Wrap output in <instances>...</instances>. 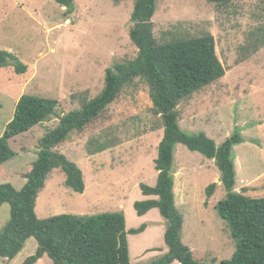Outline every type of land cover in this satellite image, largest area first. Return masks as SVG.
<instances>
[{
    "label": "rangeland",
    "instance_id": "rangeland-1",
    "mask_svg": "<svg viewBox=\"0 0 264 264\" xmlns=\"http://www.w3.org/2000/svg\"><path fill=\"white\" fill-rule=\"evenodd\" d=\"M74 1L70 14L55 0H0V49L27 66L22 75L12 66L0 69V138L23 95L59 101L56 116L11 140L17 156L0 167V185L8 180L21 190L41 138L58 126L63 114L101 93L108 68L138 56L130 38L135 0ZM152 25L158 44L215 37L225 76L180 102L179 124L191 135L206 133L218 146L238 129L243 142L232 154L235 190L243 193L246 188L247 196L264 198V0L224 6L209 0H157ZM163 136L164 122L155 111L150 87L137 78L99 118L54 149L82 169L86 191L74 192L65 185L64 173L54 170L38 197V217L122 212L128 231L148 227L128 235L131 264H149L166 254V220L158 209L145 219L134 207L148 200L140 184H157L155 160ZM172 174L176 207L184 218L183 243L206 264L231 259L237 248L216 210L227 192L215 160L177 144ZM214 183L216 190L208 198L206 189ZM9 220L10 205L5 204L0 207V233ZM37 249V240L31 238L15 259L0 258V264H22ZM37 264L53 262L45 256Z\"/></svg>",
    "mask_w": 264,
    "mask_h": 264
},
{
    "label": "trees",
    "instance_id": "trees-1",
    "mask_svg": "<svg viewBox=\"0 0 264 264\" xmlns=\"http://www.w3.org/2000/svg\"><path fill=\"white\" fill-rule=\"evenodd\" d=\"M126 1V0H123ZM218 6L237 0H209ZM71 14L74 0H55ZM157 0H135L131 20L134 23L130 38L138 49V56L129 63L115 64L106 70L105 86L93 100L80 109L63 114L56 128L40 140V151L26 174L21 190L11 183L0 185V207L10 205V220L0 233V258L15 259L30 238L38 243L36 253L22 264H37L47 255L53 264H131L129 234L138 235L147 229L127 230L122 212L95 215L60 214L40 219L37 200L47 178L56 169L65 175V185L76 193L86 191L82 169L55 148L68 141L76 131H83L95 121L121 94L124 87L137 78L150 87L151 99L157 114L164 122V136L155 160L157 184H140L144 196L157 197L134 204L138 216L158 209L166 220L164 240L168 252L149 264H206L195 259L182 241L184 218L176 207L175 179L172 174L174 147L186 146L210 160H215L221 172L226 198L217 206L218 216L224 220L236 242V251L221 264H264V198L254 199L236 189V167L232 160L234 147L243 142L238 129L221 145L206 133L188 134L179 124L178 106L204 87L225 76V68L211 34L190 39H178L158 44L153 35L152 18ZM14 67L17 74L27 71L17 56L0 49V69ZM59 101L34 95H23L0 138V167L17 156L11 140L30 132L56 116ZM2 104L0 103V110ZM104 151V150H103ZM217 184L207 187V197L214 195Z\"/></svg>",
    "mask_w": 264,
    "mask_h": 264
},
{
    "label": "crops",
    "instance_id": "crops-1",
    "mask_svg": "<svg viewBox=\"0 0 264 264\" xmlns=\"http://www.w3.org/2000/svg\"><path fill=\"white\" fill-rule=\"evenodd\" d=\"M157 174H158V172H157ZM7 182L9 183L8 180H7ZM11 184H12V183H11ZM12 185H13V184H12ZM145 197H147V196H145ZM147 198L149 199L150 197H147ZM150 199H153V198H150ZM153 210H155V209H153ZM153 210H151L150 212H148L146 215H144V216H142V217H144L145 219H147L151 213H154ZM144 218H143V220H145ZM147 228H148V227H147ZM30 239H31V238H30ZM30 239H29V240H30ZM27 242H28V241H27ZM26 244H27V243H26ZM25 246H26V245H25ZM24 249H25V247H24ZM24 249H23V250H24ZM23 250H22V251H23ZM22 251H21V252H22ZM21 252H20V253H21ZM20 253H19V254H20ZM45 256H47V255H45ZM45 256H44V257H45ZM44 257H43V258H44ZM43 258H42V259H43ZM42 259H41V260H42ZM174 263L179 264L178 262H174ZM174 263H173V264H174Z\"/></svg>",
    "mask_w": 264,
    "mask_h": 264
}]
</instances>
